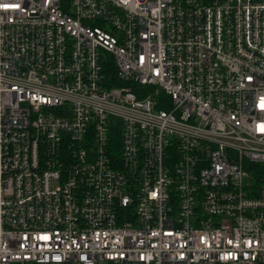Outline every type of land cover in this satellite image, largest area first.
Segmentation results:
<instances>
[{
	"label": "built area",
	"instance_id": "2783aa9c",
	"mask_svg": "<svg viewBox=\"0 0 264 264\" xmlns=\"http://www.w3.org/2000/svg\"><path fill=\"white\" fill-rule=\"evenodd\" d=\"M253 164L264 0H0V264H264Z\"/></svg>",
	"mask_w": 264,
	"mask_h": 264
},
{
	"label": "trees",
	"instance_id": "16d2710c",
	"mask_svg": "<svg viewBox=\"0 0 264 264\" xmlns=\"http://www.w3.org/2000/svg\"><path fill=\"white\" fill-rule=\"evenodd\" d=\"M113 70V69H112ZM252 167L259 173H262L264 175V166L261 164H253ZM261 181L263 182L264 180L261 179Z\"/></svg>",
	"mask_w": 264,
	"mask_h": 264
}]
</instances>
